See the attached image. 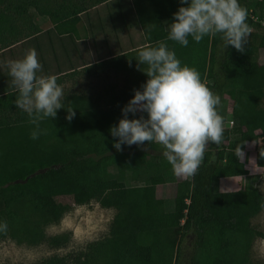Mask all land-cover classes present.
I'll use <instances>...</instances> for the list:
<instances>
[{
	"label": "trees",
	"instance_id": "1",
	"mask_svg": "<svg viewBox=\"0 0 264 264\" xmlns=\"http://www.w3.org/2000/svg\"><path fill=\"white\" fill-rule=\"evenodd\" d=\"M106 1L126 2L125 16L129 17L130 13V20L143 27L152 46L166 40L174 21L173 14L179 7L188 6L180 0L100 2ZM146 2L149 7L144 5ZM239 3L258 18L257 22L250 21L253 31L244 45V53L234 55L236 49L231 45L224 49L220 35L206 36L199 43L189 36L187 47L167 41L181 65L195 67L202 81L219 96V113H225L230 101L234 117L230 120L237 121L233 128H224L221 144L208 145L203 162L193 177L179 180L163 156V147L155 142L122 145V150L117 151L113 144L118 138L111 135L108 154H99L93 140L81 151L65 149L66 142L79 136L76 131L81 126L78 113L88 107L79 95H71L65 104V107L70 104L76 113L70 122L66 119V108L59 109L55 119L41 122L40 127L47 130L46 134L33 140L27 127L32 131L34 126L28 122V114L15 105L18 91L11 86L9 91H1L0 107L14 110L18 117L10 124H0V140L8 139L10 146L14 144L13 133L17 132L19 148L23 149L25 145L32 148L34 158L23 164L21 162L29 157L22 159L21 155L19 159L8 151L2 155L0 223L6 213L14 214L17 210L35 213L42 222H55L65 206L96 200L100 207L114 209L116 213L109 236L92 247L95 262L98 258L103 264H247L254 238L264 240V233L250 225V219L263 207L262 195L257 189L241 190L236 195L215 192L218 180L248 174L238 157V150L248 142L262 140L256 153V165L264 173V108L259 107L264 98V55H261L264 52V24L261 23L264 0H239ZM15 8L25 11L22 6ZM42 13L50 15L58 35H78L79 10ZM146 21L162 27L166 25L167 30L156 36L155 29L150 28L152 24L145 28V24H150ZM4 32L13 33L14 26L11 17L0 12V35ZM147 79L144 72L139 74L136 84L126 95L111 98L107 104L109 110L98 112L99 127L103 124L117 126L123 116L120 112L117 114L116 107L123 108L134 96V90L142 91ZM122 157L138 160L141 166L136 180L142 182L141 185L126 187L122 182L102 179L106 163ZM148 161L151 164L148 165ZM84 168L88 181L80 179V170ZM101 184L103 189L99 188ZM166 184L175 185L170 210L164 208V200L156 195L157 188ZM33 227L21 229L25 232L23 239L38 240V232ZM50 243L61 246L63 240L52 238ZM102 243H107L108 248L103 249ZM101 249L104 250L102 259L97 257ZM46 264L63 263L55 259Z\"/></svg>",
	"mask_w": 264,
	"mask_h": 264
},
{
	"label": "rangeland",
	"instance_id": "2",
	"mask_svg": "<svg viewBox=\"0 0 264 264\" xmlns=\"http://www.w3.org/2000/svg\"><path fill=\"white\" fill-rule=\"evenodd\" d=\"M101 0H0V12L11 17V25L14 26V32H4L0 35V93L2 90L9 91L12 85V77L9 75L8 62L12 60L22 59L30 49H35L38 54V59L42 65V72L38 75H45L50 70L52 72L59 66H55L50 57L49 36H68L64 40L66 45H69L77 35H58L54 29L50 15L43 14V11L58 13L67 10H79V15L82 19L79 25L86 22L87 14L91 9L100 6L105 2ZM130 2L131 0H125ZM107 2V1H106ZM117 2V1H112ZM15 6H22L25 11L16 9ZM103 10H110L107 5L101 6ZM90 11V12H89ZM128 16L130 14L128 13ZM254 13H249L247 23L252 27L251 22H257L258 18ZM106 20V19H105ZM112 21V20H111ZM108 19L104 22L105 26L111 25ZM117 22V21H115ZM115 22H112L115 23ZM264 23V20L261 22ZM94 26V25H93ZM92 26V27H93ZM105 26L104 29H105ZM88 28H90L88 26ZM87 28V29H88ZM95 30L99 31V25ZM97 31V32H98ZM106 29L104 30V32ZM82 32V31H81ZM79 35V32H78ZM34 36V37H33ZM3 37V38H2ZM70 38V41H69ZM3 39V41H2ZM79 54L80 52H76ZM234 55H240L239 51H234ZM264 55V52H261ZM53 57V56H52ZM91 57V56H90ZM88 56V60L90 59ZM83 52L80 57L76 54L68 61L67 65L71 69H75L83 59L86 60ZM61 67H65L64 64ZM110 66L106 65L105 70H109ZM93 74L85 75L74 74L72 78L67 79L63 84L65 93V104L70 101L71 95L82 96L88 107L80 114L76 128L79 136L72 142L68 141L64 144V148L72 151H81L86 148L90 140L95 142L99 154L104 155L109 153L108 139L112 138L110 128L115 126L99 127L98 112L109 110V100L115 96L123 97L127 94L129 88H124L121 77L118 74L104 72L101 78L92 77ZM134 78V73L130 75V79ZM128 84V83H127ZM14 87V86H13ZM259 107L264 108V98L259 102ZM122 108L116 107L117 114L122 113ZM227 113L224 118V128H233L228 125L226 120L234 118L231 112V102L229 101ZM140 113L133 116L129 113V119L139 118ZM147 118V114H143ZM18 117L14 110H3L0 107V124H10ZM237 124V121L235 122ZM98 126V127H97ZM31 133L30 127H27ZM27 132V133H28ZM14 144H10L8 139L0 140V162L5 151L15 154L21 159L27 158L23 164H27L33 159V149L26 146L19 148V135L13 133ZM5 141V144H4ZM262 145V140L256 142H248L241 146L238 150L239 160L244 164V168L248 171L246 176L222 178L215 184V192L218 194H234L236 195L241 190L257 189L263 198V207L260 212L250 219V225L253 229L264 233V173L263 169L256 165L257 149ZM129 147V145H124ZM8 147V148H6ZM23 147V146H22ZM19 149V150H18ZM96 156V155H92ZM151 164L148 161V165ZM140 164L135 157H122L120 160H109L102 171V179L116 180L122 182L126 187L138 186L142 182L137 181L140 172ZM22 168V167H21ZM82 173L81 181H88V176L85 173L86 169L80 170ZM99 188L103 189L102 184ZM175 193L174 184H166L157 188V197L164 200V208L170 210L172 207V199ZM116 211L114 209H104L100 207L96 200L90 201L88 204L65 206L59 220L55 222H42L35 213L22 212L17 210L14 214L6 213L3 216V222H7V230L0 231V264H46L49 260L59 259L63 264H103V261L95 259L92 255V247L109 236L110 226ZM36 224L35 230L38 232V240L33 242L28 239H23L25 232L21 231L24 228L33 227ZM33 227V228H34ZM19 238H22L19 239ZM52 238L63 240L61 246H53L50 243ZM103 249L108 248V244H101ZM104 256V250H100L97 257ZM116 261V260H115ZM114 261V262H115ZM113 262V263H114ZM247 264H264V240L255 237L251 243L249 251V261Z\"/></svg>",
	"mask_w": 264,
	"mask_h": 264
},
{
	"label": "clouds",
	"instance_id": "3",
	"mask_svg": "<svg viewBox=\"0 0 264 264\" xmlns=\"http://www.w3.org/2000/svg\"><path fill=\"white\" fill-rule=\"evenodd\" d=\"M174 13L169 35L156 46L146 45L135 58L148 77L141 90L122 108L117 126L110 128L117 151L122 145H141L155 142L164 149L163 156L172 166L177 177L191 178L203 162L210 143L219 145L223 141L224 118L219 113V96L214 93L195 67L181 65L167 41L178 42L187 47L188 37L197 43L206 37L220 35L223 48L229 45L245 52V43L252 33L247 23L248 10L239 0H180ZM150 38V37H149ZM12 85L18 96L14 103L26 112L33 125L30 138L38 139L46 134L40 124L45 119H55L57 110L66 108V119L70 122L76 115L69 104L65 107L63 87L55 75H38L42 65L35 49H30L22 59L8 62ZM129 113L139 118L129 119ZM147 114V118L143 115ZM7 230V222L0 223V231Z\"/></svg>",
	"mask_w": 264,
	"mask_h": 264
},
{
	"label": "crops",
	"instance_id": "4",
	"mask_svg": "<svg viewBox=\"0 0 264 264\" xmlns=\"http://www.w3.org/2000/svg\"><path fill=\"white\" fill-rule=\"evenodd\" d=\"M103 5H107L110 10H103L101 7ZM144 5L149 7L150 4L146 2ZM124 7H127L126 2L112 1H107L100 6L93 7L90 10L91 12L89 11L90 13L87 14L86 22H83L79 26V35L73 36L74 40L71 43L69 42L68 46L66 45L67 42L64 43V40L68 36H49L48 48L50 50V57L54 59V65L59 66L54 72L50 70L45 75H55L58 78L57 83L64 87L63 84L66 80L72 78L71 76H74L78 72L85 75L93 74L91 76L98 79L106 71L118 74L123 83H125L124 88L133 87L137 82L138 75L143 73L140 68H146V65L138 68V61L135 58H137L138 51L142 47L150 44L147 41V35L143 27L137 25L136 21L130 20V13L129 17L125 16ZM80 19H82L81 16ZM108 19L112 20L110 28L104 24ZM112 22L115 23L112 24ZM151 24H145V28ZM97 25H99V31L95 30L93 32L94 28H97ZM103 26H105V32ZM167 27L166 25L162 27L161 25L152 24L150 28L155 29L156 36H158L161 35L162 31H166ZM76 52L80 53L77 54ZM82 52L87 57L86 60L83 59L81 61L83 63L79 64L75 69L68 67L67 63L70 58L72 59L74 54L80 57ZM88 56H91L89 60ZM60 64H64L65 67H61L62 65ZM106 65L110 66L109 70H105ZM133 73L134 78L130 79V75ZM226 114L222 113L221 115L223 118H226ZM177 178L179 180L184 179V177Z\"/></svg>",
	"mask_w": 264,
	"mask_h": 264
},
{
	"label": "built area",
	"instance_id": "5",
	"mask_svg": "<svg viewBox=\"0 0 264 264\" xmlns=\"http://www.w3.org/2000/svg\"><path fill=\"white\" fill-rule=\"evenodd\" d=\"M264 24V23H263ZM228 122V125H231V127L233 126V125H235V121L234 120H229V121H227ZM229 128H230V126H228Z\"/></svg>",
	"mask_w": 264,
	"mask_h": 264
}]
</instances>
